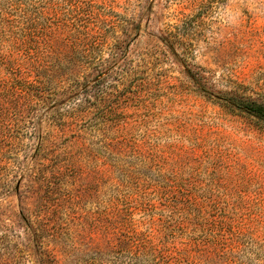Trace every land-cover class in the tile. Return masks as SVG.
I'll return each mask as SVG.
<instances>
[{
    "label": "rangeland",
    "instance_id": "1",
    "mask_svg": "<svg viewBox=\"0 0 264 264\" xmlns=\"http://www.w3.org/2000/svg\"><path fill=\"white\" fill-rule=\"evenodd\" d=\"M84 3L0 0L2 26L20 24L0 38L20 63V98L0 66V108L20 109L0 135V264H264V122L215 97L264 101V0ZM44 9L56 22L100 14L109 46L21 44L24 16ZM30 52L54 81L26 96ZM174 215L185 226L165 229ZM205 232L236 256L220 262L195 240Z\"/></svg>",
    "mask_w": 264,
    "mask_h": 264
},
{
    "label": "trees",
    "instance_id": "2",
    "mask_svg": "<svg viewBox=\"0 0 264 264\" xmlns=\"http://www.w3.org/2000/svg\"><path fill=\"white\" fill-rule=\"evenodd\" d=\"M88 1L89 4H94L93 0H88ZM20 4H85V3L84 0H75V2H72L70 0H20ZM52 15L53 14L51 13V11L45 9L36 12L34 15L26 14L24 16L25 20L23 21L25 26L22 27L21 30L23 34L20 38L21 44L27 45V43L35 42L36 49L40 48L41 50L44 49L49 50L52 49L54 45L56 46V44L59 47L63 46L66 39L67 40L73 39L74 42L81 41L82 43H87L89 46L92 47H94V45L96 44H100L103 47L109 46V42L107 41L109 36L106 31L107 25L104 24L106 20H102V16L100 14L97 15L95 12L92 11L87 15H90L94 18L83 21L82 23H78L76 19L73 20L74 22L72 21L56 22L54 21L55 20L54 15L53 17ZM96 18L98 20H95ZM37 20H42V21L41 23H36ZM2 25L3 23H0V38L5 37L6 34H9V36H14L15 34L20 33V24L9 25V27H6V29ZM68 25L70 26L73 32H67L66 34H64L66 37L63 38V40L56 41L59 39L58 34L59 35L63 34L64 31H66V27ZM112 26H113V31H115L117 25L112 24ZM3 31H5L4 36L2 35ZM54 32H55L54 35L57 36L53 35L54 37H52L51 35ZM98 36L102 37L99 38L102 40V42H99L98 40L95 39ZM114 39L120 41L121 37L116 35ZM42 44L45 46H42ZM117 49L118 48H115V50ZM29 56L32 57L33 60L24 78L23 91L26 96L36 95L34 94V92H32L33 86H36L37 84L52 83L54 81V79L50 75H45L41 73L40 70L41 63L39 61L38 56L36 57L35 54L32 52L29 53ZM17 63H18V58L16 56H13L12 54L8 55V54L0 53V66L7 64L12 65L13 70L16 73V77L14 79L15 84L11 86V95L20 98V80L17 78L18 70L20 69V63L18 64ZM33 73L35 75H33ZM71 73L74 74L75 77H77V80H80L79 72L77 73L71 72ZM31 75H33L35 78L30 79L29 77H32ZM39 93H40L39 94L40 97H43V94H41V92ZM218 94L219 95L215 96L216 101L222 104L228 110L234 112L239 111L242 113H247L257 117L258 119L264 122V101H258L257 99H254L251 96H246L235 90H227L225 93L220 91ZM17 127H20V109L14 106V111L12 112L10 111V109L6 110V108H0V135L1 134L4 135L5 132H11ZM174 217L176 221L171 225L168 220L167 222L164 223L165 229L174 230L178 225L182 227L185 226V221L188 219L186 216L174 215ZM234 236H236V240H239V237L241 235L235 234ZM39 238H41V234H39L37 229H34L33 240L37 241ZM195 240L198 241L199 243L203 242V244L205 245H207L210 242L216 244V247L218 246L219 249L218 256L220 262H227L231 257L236 256V253L233 252L232 247L228 249V244L224 242L225 241L224 236H219L218 234H213L211 232H205L201 236V238H195ZM132 241L135 243V252L137 256H140L141 254L142 255L150 254V256L156 257V254L152 253L153 251L157 250L154 246L149 247L150 249L147 251L148 246L146 244V241H142L143 243H141L140 245H137L136 242L137 240H132ZM130 244L131 241L129 242V245ZM140 246H142V248H139ZM201 251L204 253L208 252V250L205 249H201ZM204 253L202 255H204ZM206 260L208 261V263L213 261L212 257L210 256H206Z\"/></svg>",
    "mask_w": 264,
    "mask_h": 264
}]
</instances>
